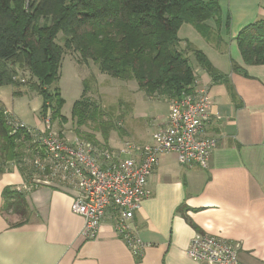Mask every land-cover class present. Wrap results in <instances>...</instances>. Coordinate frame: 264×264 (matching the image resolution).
<instances>
[{
    "label": "crops",
    "instance_id": "crops-1",
    "mask_svg": "<svg viewBox=\"0 0 264 264\" xmlns=\"http://www.w3.org/2000/svg\"><path fill=\"white\" fill-rule=\"evenodd\" d=\"M218 3V30L209 20L208 37L187 24L178 31L219 75L213 80L187 55L195 88L205 87L212 100L204 130L217 145L206 169L182 166L173 153L161 156L147 181L150 197L129 223L144 245L140 254L134 257L116 236L112 212L106 214L97 237L84 240L83 219L71 211V187L36 186L23 193L22 215L3 214V189L20 188L28 174L19 163H11L0 172V264H213L187 257L186 248L198 234L237 246L240 264H264V65H245L236 43L241 30L264 21V0ZM69 60L79 66L70 56ZM71 63L68 67L74 72ZM157 100L167 111L150 122L138 121L142 115L132 112L124 138L135 146L151 145L153 133L169 113L167 101ZM41 127L39 119L33 128Z\"/></svg>",
    "mask_w": 264,
    "mask_h": 264
},
{
    "label": "trees",
    "instance_id": "trees-1",
    "mask_svg": "<svg viewBox=\"0 0 264 264\" xmlns=\"http://www.w3.org/2000/svg\"><path fill=\"white\" fill-rule=\"evenodd\" d=\"M220 18L218 0H0V87L10 86L13 96H20L25 87L36 92L42 99V117L48 111L52 123L63 125L67 118L62 114L64 99L58 83L62 60L72 54L76 62L91 61L110 79L134 82L147 98L169 104L195 88L188 54L209 77L219 79L206 56L180 39L178 31L187 24L208 37L212 29L205 23L213 20L218 30ZM236 43L245 65H264V21L241 30ZM7 65L26 72L28 81H18L16 70ZM82 85L81 96L68 114L77 134L95 115L88 114L91 104L85 97L86 80ZM9 129L0 111V172L6 160L15 157L16 164L29 157L25 152L32 147L24 131L11 134ZM99 130L104 139L111 131H106L107 125ZM21 136L26 145L14 143ZM88 137L94 139V135ZM87 142L107 149L95 141ZM18 166L25 170L20 163ZM29 177L30 172L23 178L27 181ZM23 193L3 189L1 212L22 215Z\"/></svg>",
    "mask_w": 264,
    "mask_h": 264
},
{
    "label": "built area",
    "instance_id": "built-area-1",
    "mask_svg": "<svg viewBox=\"0 0 264 264\" xmlns=\"http://www.w3.org/2000/svg\"><path fill=\"white\" fill-rule=\"evenodd\" d=\"M212 100L205 87L194 88L168 104L169 113L152 135V144H123L119 149L96 147L86 140L53 131L50 113L42 117V127L33 128L3 111L11 132L24 131L30 136L29 157L19 162L30 172L19 192L27 193L39 185L71 187L75 196L71 211L83 219L80 236L97 237L108 212L116 215L114 231L136 257L144 245L129 224L140 203L150 197L147 181L161 156L173 153L182 166L208 168L217 139L205 132ZM237 246L208 235H195L186 248L194 261L213 264H240Z\"/></svg>",
    "mask_w": 264,
    "mask_h": 264
},
{
    "label": "rangeland",
    "instance_id": "rangeland-1",
    "mask_svg": "<svg viewBox=\"0 0 264 264\" xmlns=\"http://www.w3.org/2000/svg\"><path fill=\"white\" fill-rule=\"evenodd\" d=\"M190 54H188L189 56ZM74 61L77 60L75 55H69ZM69 56L62 60L60 68V81L58 87L61 95L64 99V105L62 107V114L67 118V122L61 125L59 121L51 122L53 131L65 135L67 138H71L74 135L83 138L87 141L97 142V146H102L110 149H118L125 143L135 145L125 137V130L129 131L128 127L132 123L133 114L142 115L143 118L138 119L140 122H150L154 119V116L158 113L167 111L163 101L157 99H149L141 91H138L134 82H120L110 79L107 75L101 74L96 65L91 61L81 63L78 61L77 68L70 62ZM68 63H71L74 68V72L68 67ZM10 65V64H9ZM9 68L16 70V79L21 83L27 82L28 78L21 70H17L16 67ZM75 77V78H74ZM86 80V95L90 105L88 114L93 117H89V122L84 124L80 128V133H75L74 125L70 121L71 107L73 103L81 96L83 85L82 81ZM42 99L34 91L26 90L22 91L20 96H13V89L8 86L0 87V110H6L12 112L17 120L24 123L29 127H34L38 120L42 121L41 115ZM51 116V114H50ZM107 125L108 136L104 139L99 127ZM10 128V126H9ZM116 132H114L113 130ZM11 130V128L9 129ZM17 132V131H16ZM15 132V133H16ZM12 134V132H10ZM17 135V134H16ZM88 135L93 136L91 140ZM20 136V135H19ZM123 138V139H122ZM21 142L26 145V139L24 136L19 137L14 143ZM15 153V149L13 151ZM24 152V150H22ZM8 157H4L7 159ZM1 159V158H0ZM15 159V160H14ZM16 158L6 160L5 164H15Z\"/></svg>",
    "mask_w": 264,
    "mask_h": 264
}]
</instances>
